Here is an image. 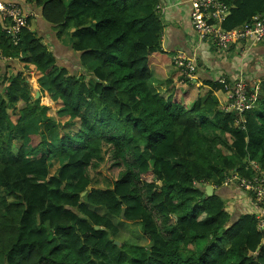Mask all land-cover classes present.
Segmentation results:
<instances>
[{"label": "trees", "instance_id": "trees-1", "mask_svg": "<svg viewBox=\"0 0 264 264\" xmlns=\"http://www.w3.org/2000/svg\"><path fill=\"white\" fill-rule=\"evenodd\" d=\"M27 2L72 37L79 62L60 65L31 16L16 39L0 19V264H264L257 216L235 219L218 192L203 198L231 171L246 175L248 158L264 169V108L236 123L212 98L217 81L205 98L196 89L190 108L179 89L162 95L149 66L164 31L158 0ZM227 3L223 29L264 12V0ZM24 68L55 99L58 120ZM115 220L138 223L148 245L116 261Z\"/></svg>", "mask_w": 264, "mask_h": 264}, {"label": "crops", "instance_id": "crops-1", "mask_svg": "<svg viewBox=\"0 0 264 264\" xmlns=\"http://www.w3.org/2000/svg\"><path fill=\"white\" fill-rule=\"evenodd\" d=\"M0 3L19 5L26 16L34 18L39 37L60 60V65L69 68L75 64L76 68L78 67V54L72 48V37L69 34L59 36L55 26L42 18L40 7L35 3L27 2V0H0ZM146 10L148 11V7ZM157 11L163 21L164 31L160 48L150 56L149 66L153 84L157 88L156 84L160 85L158 89L162 92L171 89H179V92L183 89L186 90L183 95L188 97L186 101L189 108L198 97L199 92L205 98V94L212 89L210 85H205L206 82L217 81L223 84V88L221 90L212 89V98L219 102V107H222L228 95L227 85L242 76L251 84L259 86L257 100L252 108V111H255L256 104L264 101V41L255 44L240 41L228 50L218 52L214 42L198 41L191 21L192 6L188 0H158ZM0 19L5 20L1 16ZM180 53L198 58V69L190 82L183 75V71L174 64L173 57ZM159 81L160 83H157ZM37 83L39 84L38 81ZM196 89H200V91L197 92ZM259 110H263V108ZM246 164L244 171L247 174H242L244 177L251 173L247 170ZM240 172L243 171L238 170L239 174ZM231 183L234 184L218 188L213 185L214 191L225 199L226 208L231 215L235 219L247 213L257 215L259 208L254 197L239 187L237 182ZM115 221L122 233L128 232L133 224L120 220ZM260 228L264 230V218L263 226ZM146 239V245H148L149 240Z\"/></svg>", "mask_w": 264, "mask_h": 264}, {"label": "built area", "instance_id": "built-area-1", "mask_svg": "<svg viewBox=\"0 0 264 264\" xmlns=\"http://www.w3.org/2000/svg\"><path fill=\"white\" fill-rule=\"evenodd\" d=\"M188 1L192 6L191 21L199 42L212 39L217 51L223 52L240 41L253 44L264 41V12L254 14L240 26L223 29L220 24L231 12L227 0ZM0 16L11 21L9 32L16 39L21 28L26 26L27 16L22 8L14 3H0ZM173 61L183 71V75L187 79L193 80L198 69L197 56L189 57L185 53H180L173 57ZM256 85L251 84L242 76L227 85L228 95L222 109L234 113L237 117L236 123L246 122L245 113L253 108L257 100L259 86ZM246 163L247 170L251 171L250 175L244 177L237 170H233L225 181V185L237 182L246 193L254 197L259 208V213L256 216L259 220V227H262L264 218V170L255 159L248 158Z\"/></svg>", "mask_w": 264, "mask_h": 264}, {"label": "rangeland", "instance_id": "rangeland-1", "mask_svg": "<svg viewBox=\"0 0 264 264\" xmlns=\"http://www.w3.org/2000/svg\"><path fill=\"white\" fill-rule=\"evenodd\" d=\"M8 23L10 24V20L6 21V24H8ZM208 41L214 42L212 39L208 40ZM214 45H215V42H214ZM82 72H84V71L83 70L79 71L80 74ZM24 75L27 77V79H28V81H29V83H30V85L32 87V91H33L32 93L34 94V98H36V93L40 92V96L37 99L40 98V105H44V106L48 107V111L46 112V115L48 117H53L56 120H58L57 103H56L55 99H53L52 96L49 95V93H48V91L46 89H45V92H43L42 86L37 83L38 77H37V74L35 73V71L32 70V69L24 68ZM157 83H160V81L157 82ZM156 85L159 88L160 85H158V84H156ZM172 90L173 89L168 90V91L165 90V92H162V90H159V91L162 93V95L168 97L170 95V93L172 92ZM185 91L186 90H184V89L180 90V92H181L180 98L182 97V95L184 94ZM168 92H169V94H168ZM183 96L184 97L182 98V100L185 103V105H187L186 99L188 97L187 96L185 97V95H183ZM261 108H264V101H261V103L258 102L256 104L255 111L259 110ZM91 112H93V111L91 110ZM43 128H44V132L47 134V138L46 139L47 140H52L53 139V135L51 133L54 132V130H53L54 129V125L47 123V124L44 125ZM31 130H32V132H36L37 131L35 126H32ZM33 142H35V138L34 137H33ZM158 222L160 223V221H158ZM116 238H117L116 241H119L121 243V245H117L116 241H114L116 246H118L117 252L114 254V259L116 261L120 260L121 257L125 256L128 253H132L133 249L138 248L140 246L142 247V245H146V242H147L146 234L143 232L141 226L138 223H133L130 226L128 232H123L122 234L118 235V237H116ZM207 241H208V238H204V239H202L200 241V244L194 243V246L192 245V247H190V249L191 250H194V249L200 250L202 247H204V245L206 244ZM182 247L184 249V245ZM129 258H127V259H129ZM92 260L96 261V264H108L109 263V262H102L100 259H96L95 257H93Z\"/></svg>", "mask_w": 264, "mask_h": 264}, {"label": "water", "instance_id": "water-1", "mask_svg": "<svg viewBox=\"0 0 264 264\" xmlns=\"http://www.w3.org/2000/svg\"><path fill=\"white\" fill-rule=\"evenodd\" d=\"M39 96H40V92H37V93H36V98H35V99H37ZM85 193H86V192H83L82 195H84ZM214 193H215V191H214V187H213V185L209 184V185L206 186L205 195L203 196V198H206V197H208V196H212ZM124 212H125V208H123L122 214H124ZM95 228H96V229H99V226H96ZM116 244H117V245H121V243H120L119 241H116ZM149 252H150V251L148 250V253H149Z\"/></svg>", "mask_w": 264, "mask_h": 264}]
</instances>
